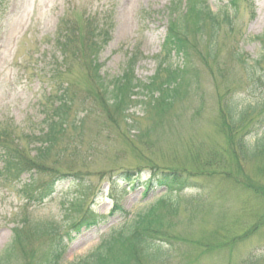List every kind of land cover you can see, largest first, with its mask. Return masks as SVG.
Returning <instances> with one entry per match:
<instances>
[{
	"label": "rangeland",
	"instance_id": "374dc122",
	"mask_svg": "<svg viewBox=\"0 0 264 264\" xmlns=\"http://www.w3.org/2000/svg\"><path fill=\"white\" fill-rule=\"evenodd\" d=\"M1 1L0 127L8 124L16 136L22 138L41 132L43 102L53 89L50 70L60 60L54 38L64 17L74 19L87 14L99 24L103 17H112V39L98 61L103 64L101 74L111 80L121 75L127 53L137 47L147 57L156 54L168 21L176 19L178 14L169 10L171 0ZM224 3L208 0L213 12L218 9L230 12ZM263 33L264 0H240L231 33L223 28L219 35L214 60L207 59L206 41L198 38L190 40L191 43L188 41L197 50L193 58L197 64V84L190 89L192 95L176 106V114L171 118L153 124V128L147 130L150 131L148 136L142 139L141 133L151 123L144 108L138 105L129 110L126 124L111 125L112 115L107 107L103 104L105 108L101 113L100 100L94 97L87 100L97 92L88 85L78 63L74 64L69 69L77 92L72 112H85L86 117L79 127L82 134L78 135L76 145L69 152L65 150L64 158L54 167L67 172L65 162L69 160L73 167L71 172L80 175L59 183L54 195L38 208H24V200L17 194V184H0V257L11 245L13 228L24 220L34 227L46 224L65 227L79 216L72 206L82 203L83 209H91L104 220L98 229L82 233L69 246L63 264H73L88 256L100 240L108 239L110 234L119 232L129 221L144 214L156 200L168 197L181 202L177 215L168 221L171 228L167 232L176 240L185 241L172 247L171 264H264V226L253 230L259 217H264V155L239 159L228 144L222 120L225 105L231 99L255 103L264 97V90L249 92L244 71L253 60L259 59L264 67L261 50L254 39ZM76 52L79 57H89L82 43L78 44ZM233 54L241 56L238 59ZM154 69L152 61L141 60L135 68V77L146 82ZM252 116L253 119L258 117ZM134 121L137 131L128 132L126 126ZM262 122L260 119L255 124L249 123L254 126L247 138L257 129L261 131ZM248 141L253 142V139ZM61 148L64 143L56 146V150ZM28 150L33 154L35 146ZM151 165L215 174L205 173L208 177L201 178L200 187L183 190L181 197L175 192L154 190V187L143 197L144 183L149 181L143 170ZM121 170L135 172L141 183L129 186L123 179L120 181L117 174ZM111 177L113 185L109 183ZM22 179L25 181L28 176ZM111 189L122 210L130 214L126 220L116 213L107 217L112 206L107 197ZM123 190L125 193L121 194ZM194 199L200 202L198 206L192 202ZM243 232L251 233L247 241L210 255H202V251L195 248L201 243L210 244L209 248L222 243L228 245ZM35 237L26 236L24 245L28 243L34 250L42 248L44 241ZM11 254L9 264H25L19 253L11 251Z\"/></svg>",
	"mask_w": 264,
	"mask_h": 264
},
{
	"label": "trees",
	"instance_id": "16d2710c",
	"mask_svg": "<svg viewBox=\"0 0 264 264\" xmlns=\"http://www.w3.org/2000/svg\"><path fill=\"white\" fill-rule=\"evenodd\" d=\"M181 16L180 19H176L171 25V38L168 39L167 53L176 51L177 53L183 54L184 56L190 57V51L194 46H190V37L195 39L199 38L200 41L207 39L208 47L207 56L213 57L214 48L213 43L217 33L220 31V27L225 25L231 29V22L229 17L225 14L221 20L218 16L214 15L208 8V6L200 5L198 2H191L187 8V12ZM181 20V21H180ZM87 46L96 47L97 41L93 44L88 39L83 40ZM262 50L264 55V34L261 38ZM191 43V42H190ZM192 45V44H191ZM212 46V47H211ZM98 47V46H97ZM194 49V48H193ZM196 50V49H195ZM197 51V50H196ZM165 52V58L159 64L164 66L158 73V76L154 78L148 85L133 84L135 81L133 78H129L124 82L121 79L114 80L109 85H104L101 78L97 74V67L92 68V74L94 82L96 83L102 96L106 99L107 103H110V107L113 112L121 116L126 109L123 110L127 99L130 98V92L133 89H142L146 93L145 96H149V103L146 104L148 108L154 110L160 117L165 113L172 111L175 101L180 102L186 95V87L189 81L186 79L187 74L189 75L192 68L190 63H186L183 69L173 68L171 64H167L168 55ZM237 56L238 55H233ZM135 58H132L134 60ZM264 60V57L261 58ZM190 62V60H189ZM246 65V64H245ZM246 67L248 74V81L255 87L259 82L258 74L255 73V68L258 67L257 61ZM261 70V69H260ZM258 77V78H257ZM260 81V80H259ZM109 88L111 90L109 91ZM59 97L64 99V94H60ZM129 103V102H128ZM61 105V104H60ZM64 105V104H63ZM223 115V128L226 133V138L229 146L233 148L239 159L245 160L246 158L251 159L257 155H264V132H255V137L260 136L250 142L245 140L246 136L251 133L256 122L260 119L263 120L261 124L264 126V104H251L244 102L243 100L235 102L231 99L228 104L225 105ZM257 115V118L253 119L251 115ZM49 120V116L45 117V130L42 132L37 141L40 147L37 149V160L31 161L24 156L23 150L15 148L11 144L7 143L10 140L11 135L6 130H0V146L5 151L6 159L4 172L7 174H14V178L17 179L19 175L25 171H33L36 175L48 177V181L42 182L39 177L31 180L29 184L24 186L22 193L24 194L27 205H40L43 201L48 198L54 191L55 184L63 177L72 174V165L69 160L65 162L67 164L66 173L61 171L59 168L46 166V158L51 156L53 148H55L64 139V129L66 117V110L55 106L52 110ZM124 119V116H121ZM251 117L250 119H248ZM158 118V116H157ZM248 119V120H247ZM250 122L254 124L250 126ZM117 125V121H113ZM154 124V122H153ZM148 127L144 133L140 135L141 139L147 137L151 128ZM260 125V126H261ZM222 131V130H221ZM223 133V131H222ZM62 136V137H61ZM61 138V139H60ZM45 144V146H43ZM65 146L64 149L58 151L53 157L54 160L60 161L64 158L65 150L68 148ZM75 151V148H73ZM70 156V154H69ZM199 157H197L198 159ZM64 164V165H65ZM173 166H167L164 169H169ZM171 171H162L158 177V184L160 186L178 185L183 186V180L180 173H184L183 177H190L194 172L200 175L215 174L211 171H190L185 168L173 167ZM38 175V176H39ZM128 173L124 176L127 177ZM208 176V175H206ZM259 195V194H258ZM170 212V215L176 216L178 212L177 203H171L169 201L161 202L159 209L154 210L153 208L145 220H140L134 228L130 227L125 231L118 233L115 238L106 242L104 245L99 247L97 251L86 259L80 260L75 264H168V255L163 247L158 244V240H175V236L168 234V229L171 225L165 222L164 215L159 213L160 209H166ZM80 206H76L74 210H79ZM96 217L91 211L81 213L80 217L76 220L71 221L66 226V232L64 229H60L55 224L40 225L39 227L32 226L28 228L25 226L27 222H23L20 227L14 229V237L12 244L3 255L0 257V264H8L11 251L17 252L21 255L25 264H61L63 261L66 241L70 243L72 241L73 234H78L83 227H90L94 225ZM264 225L262 218L258 219L255 223V228ZM30 227V226H29ZM250 233V232H249ZM248 233V234H249ZM244 234L237 240L232 239L230 245L235 242L247 239V235ZM31 235L32 238L41 237L44 241V246L38 250L29 247V244L25 243L26 236ZM224 244H218L216 247H210L209 245L199 244L196 245L197 250L206 248L202 254H209L215 250H224L227 246Z\"/></svg>",
	"mask_w": 264,
	"mask_h": 264
}]
</instances>
